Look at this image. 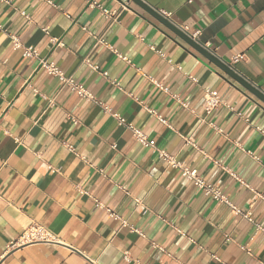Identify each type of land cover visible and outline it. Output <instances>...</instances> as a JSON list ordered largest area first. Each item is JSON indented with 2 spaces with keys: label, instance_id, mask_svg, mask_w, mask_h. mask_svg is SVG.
<instances>
[{
  "label": "crops",
  "instance_id": "0c3cea01",
  "mask_svg": "<svg viewBox=\"0 0 264 264\" xmlns=\"http://www.w3.org/2000/svg\"><path fill=\"white\" fill-rule=\"evenodd\" d=\"M142 1L189 37L198 31L194 41L264 94V0ZM12 36L39 59L25 58ZM207 89L223 101L212 115ZM34 224L57 241L17 245ZM258 227L262 100L130 0H0V264H264Z\"/></svg>",
  "mask_w": 264,
  "mask_h": 264
},
{
  "label": "built area",
  "instance_id": "2783aa9c",
  "mask_svg": "<svg viewBox=\"0 0 264 264\" xmlns=\"http://www.w3.org/2000/svg\"><path fill=\"white\" fill-rule=\"evenodd\" d=\"M2 1H7V0H2ZM188 2L192 3L193 0H189ZM92 6L99 8L101 10L102 15L106 19H112V18L116 19V16H117L116 13L105 10L97 3H93ZM164 16L167 18H170L169 14H164ZM199 35L200 33L197 31L193 33L192 35H190V37L193 40H196L199 37ZM12 41H13V45L15 48L23 50V56L25 58L39 59L37 50L33 48H24L16 37L12 36ZM101 42L103 43L102 40ZM243 59H244L243 56L234 57L232 59V64H236ZM39 62H40L41 68L45 69L50 75H53L54 77L59 78V80H61L64 84L70 85L72 89L77 92L79 96L87 100L93 99L92 95H90L81 85H78L72 79H66L63 73L61 72V70L57 68L54 64L48 63L45 60H39ZM93 69H95L96 71L99 70V68L97 67H93ZM104 75H107V74H104ZM222 104H223L222 98L218 96L217 94H215L214 91H212L211 89H207L205 91L203 108L207 115H212V113ZM117 118L121 124H124L125 121L122 118L120 117H117ZM158 119L162 123H166L165 120H163L160 116L158 117ZM128 129L131 131L133 138L140 145L146 148L152 149L153 153H156L162 160L167 162L171 167L180 169L182 171L183 177L190 180L194 184V186L197 189L201 190L205 195L211 197L214 201H217L218 203L224 204L227 207H229L234 215L243 216L246 219L251 220V218H249V215L244 214L240 208L233 205L229 201V199L219 189H217L216 187L206 182L201 177L198 170L190 169L178 163L175 160V158L171 157L166 151L159 149L157 145L155 144V142L150 140L148 135L142 132L141 130L133 126H128ZM258 229L264 233L263 228L258 227ZM56 241H57L56 236L52 232H50L48 229H46L45 227L41 225L34 224L21 235V237L19 238L16 244L17 245L34 244V243L52 244V243H55ZM126 260L129 261L128 257H126Z\"/></svg>",
  "mask_w": 264,
  "mask_h": 264
},
{
  "label": "water",
  "instance_id": "95a60500",
  "mask_svg": "<svg viewBox=\"0 0 264 264\" xmlns=\"http://www.w3.org/2000/svg\"><path fill=\"white\" fill-rule=\"evenodd\" d=\"M136 5H138L140 8H142L144 11H146L148 14H150L152 17H154L156 20H158L160 23H162L164 26L169 28L171 31H173L176 35L184 39L187 43H189L194 49H196L201 55H203L206 59L211 61L214 65L219 67L221 70H223L227 75L235 79L238 83H240L243 87L254 93L256 97H258L260 100L264 102V94L260 91L254 89L250 84L247 83L244 79H242L235 71L228 68L225 64L221 63L219 59H217L215 56H213L208 50H206L202 45H200L198 42L194 41L189 37L186 33L179 30L176 26H174L172 23H170L168 20H166L160 13L155 11L152 7L148 6L146 3H144L142 0H130Z\"/></svg>",
  "mask_w": 264,
  "mask_h": 264
}]
</instances>
